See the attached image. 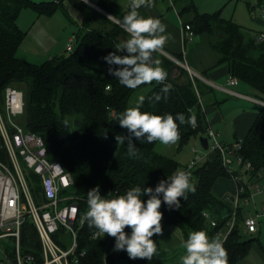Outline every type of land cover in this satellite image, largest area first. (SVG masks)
Masks as SVG:
<instances>
[{"label": "trees", "instance_id": "trees-1", "mask_svg": "<svg viewBox=\"0 0 264 264\" xmlns=\"http://www.w3.org/2000/svg\"><path fill=\"white\" fill-rule=\"evenodd\" d=\"M185 1H189V5L181 14L191 15L188 25L195 35L208 34L219 63L227 64L233 78L248 84L264 97V43H257L256 37L248 30L224 18L222 11L201 13L192 0ZM64 2L0 0V107H5L8 87L24 92L26 130L41 136L50 156L61 162L72 175L75 183L73 194L79 199L81 212L85 213L87 192L97 185L101 195L111 192L116 196L135 186L155 188L159 180L167 179L180 170L176 160L156 152L158 142L135 141L140 153L137 158H130L126 154V143L118 144L115 140L117 134L128 135L127 129L119 126L117 117L126 108L135 106L137 95L144 93L141 111L172 114L174 117L183 113L186 119L194 115L195 110L199 111L197 127L188 123L179 125L181 147L192 137L206 135L208 127L199 104L202 84L187 71L181 78L174 79V63L158 53L154 58L160 57L161 66L168 72L165 83L172 85L166 100H149L157 93L164 96L160 92L163 85L153 82L129 89L109 74V65L102 58L115 51V45L122 42L120 37L126 32L93 9H89L75 49L69 55L49 59L40 65L21 59L18 52L27 35L18 22L22 11L33 10L38 15L52 16L59 9L63 10ZM100 7L113 14L111 0H101ZM240 154L255 168L249 174L251 178L256 172H264V108L244 140ZM210 155L205 163L189 171L196 187L195 193H188L187 200L181 198L179 208L169 209L162 204L163 234L176 227L185 239L190 232L197 230L217 237L223 229L225 220L222 218L233 212V206L226 198L217 197L213 189L219 179L229 178V175L223 167L221 154L212 152ZM0 160L11 163L1 135ZM28 181L31 186H36L37 195L41 190L39 179L29 174ZM206 214L219 220L217 228H212ZM242 221L243 217L239 223ZM95 231L87 223L80 230V252H85L80 264H166L158 255L148 261L130 259L126 251L118 254L113 251L115 239L107 235L93 239ZM125 231L130 234L131 230L126 228ZM153 239L158 245L162 235H155ZM254 241L246 238L238 224L224 244L229 264H239L249 254ZM21 248L24 254L35 256L38 263L44 262L39 235L30 222L22 227ZM6 252L12 262H16L13 244L6 248Z\"/></svg>", "mask_w": 264, "mask_h": 264}, {"label": "clouds", "instance_id": "clouds-1", "mask_svg": "<svg viewBox=\"0 0 264 264\" xmlns=\"http://www.w3.org/2000/svg\"><path fill=\"white\" fill-rule=\"evenodd\" d=\"M153 6V0H131L130 11L122 18L128 38L116 44L115 51L102 59L109 65V74L129 89L153 82L163 85L160 89L163 97L157 93L149 98L151 102H159L162 98L167 99L172 85L165 83L168 72L154 54L163 51L171 36L166 32L167 25L159 18L144 16L139 11L142 7ZM144 101L145 97L139 96L135 106L126 108L117 117L119 126L127 129L128 135L117 134L115 140L118 144L126 143V154L130 158H137L140 153L135 141L173 145L181 138L179 125H196L195 115L186 119L183 113L174 117L172 114L141 111ZM195 191L191 172L179 169L167 179L159 180L155 188L135 186L116 196L111 192L101 195L97 185L87 192V210L83 219L90 229L96 230L93 239L105 235L115 239L114 252L126 251L130 259L151 261L158 255L153 237L163 235L162 204L169 209L179 208L180 199L187 200L188 193ZM126 228L131 230L130 234ZM182 247L185 254L180 257L181 264H229L224 242L218 237H210L204 230L190 232Z\"/></svg>", "mask_w": 264, "mask_h": 264}, {"label": "built area", "instance_id": "built-area-1", "mask_svg": "<svg viewBox=\"0 0 264 264\" xmlns=\"http://www.w3.org/2000/svg\"><path fill=\"white\" fill-rule=\"evenodd\" d=\"M260 12L264 21V4ZM184 28L186 39H193L195 33L191 27L187 25ZM256 41L264 43V31L256 36ZM70 43L67 47L69 53L75 49L73 40ZM237 83L236 78L229 81L231 86ZM199 104L203 108L202 100ZM25 107L24 92L16 87H8L5 93L6 118L0 107V135L11 167L0 161V241L13 240L17 264H80L85 252H80L79 236L87 222L83 219L79 199L73 194L74 179L61 162L50 156L41 136L13 121V117L25 114ZM206 138L209 149L221 154L223 167L236 185L235 194L226 198L231 202L233 212L223 216L225 225L217 237L225 244L238 224L245 235L257 234L264 224V172H256L250 177L255 168L240 154L243 141L232 146L224 145L211 128L207 130ZM197 165L198 162H192L186 171H191ZM29 174L39 179L41 190L37 195L36 186H31L28 181ZM37 199L41 205L37 204ZM206 217L212 228L219 226L218 219L209 214ZM242 217L243 221L239 223ZM27 219L39 235L43 263H38L35 256L22 252V227ZM67 240L70 241L69 246L65 243ZM123 252L119 251L118 254Z\"/></svg>", "mask_w": 264, "mask_h": 264}, {"label": "crops", "instance_id": "crops-1", "mask_svg": "<svg viewBox=\"0 0 264 264\" xmlns=\"http://www.w3.org/2000/svg\"><path fill=\"white\" fill-rule=\"evenodd\" d=\"M100 1L101 0H86L85 2V0H65L63 11L68 14L69 19L73 22L75 20L70 14H76L77 21L74 23L78 24V19L82 21L81 29L88 19L89 9L98 11L123 29L122 18L130 11L131 0H111L114 5L113 14L104 11L100 7ZM192 1L199 12L211 14L200 10L196 2L194 0ZM153 2V7H142L139 11L144 16L159 18L167 25L166 32L170 34L171 39L165 45L163 51L159 52L158 55L174 63L172 69L174 79L181 78L183 72L187 71L191 77H195L202 84V110L206 117L207 127L208 129L211 128L219 135V141L227 146H232L240 141L244 142L255 125L261 110L264 108V97L254 88L246 83L240 82L238 79L237 85L231 86L229 84V81L233 78L230 73V67L227 64L219 63V58L212 48L208 34L195 35L191 40L186 39L184 27L189 24L188 22L191 15L188 14L183 16L181 12L189 5V1L153 0ZM249 8L250 10L254 9L252 7ZM222 15L226 18L223 11ZM248 31L254 37L259 34V32ZM261 32L262 31H260V33ZM123 35L124 37L128 36L127 33L122 34V36ZM155 59L161 60L159 56H155ZM178 65L181 68L180 72L176 73L174 69ZM198 112V110H195L194 115L196 116ZM199 137L206 138V135L202 134ZM174 145L176 147L175 149H178L180 141L168 146L158 142L155 150L160 155L172 158L170 157L169 151ZM210 156L211 155L205 158L201 163H198V165L205 163ZM213 190L217 197L228 198L235 194L236 185L229 178H222L216 182ZM263 226L264 224L260 227L257 234L253 236L250 235L252 237L251 239L255 240L254 242H259V238L263 234ZM173 230V227L166 230L162 235L163 240L166 239L169 242L173 240L172 243L178 242L179 240L175 236ZM246 238L248 239V237ZM185 241L186 239L184 238L183 240L182 238V242ZM7 244L12 245L13 241ZM2 253L4 254V258L0 259V264H17L15 261L12 262L6 252V248L2 249ZM184 254L176 253L173 258H161L166 264H181L180 257Z\"/></svg>", "mask_w": 264, "mask_h": 264}, {"label": "rangeland", "instance_id": "rangeland-1", "mask_svg": "<svg viewBox=\"0 0 264 264\" xmlns=\"http://www.w3.org/2000/svg\"><path fill=\"white\" fill-rule=\"evenodd\" d=\"M35 2H41L43 0H34ZM174 1V0H172ZM200 10L204 12H209L215 14L219 11L225 13L227 19H232L235 23L240 25L246 30L252 32L264 31L263 20L260 15V7L264 4V0H194ZM249 7L254 9L250 10ZM74 18V22L77 21L76 14H70ZM72 18V19H73ZM20 29L26 33V38L21 48L19 49L18 55L21 59L31 62L34 64H42L49 59H55L62 55H69L67 52V47L71 44L70 41L73 40V44L76 45L78 37L80 35L82 21L78 19V24H75L71 19H69L68 14H66L62 9H59L54 15H38L33 10H23L19 17ZM128 36H121V41L127 39ZM144 93H140L139 96ZM3 114L6 118L5 107L1 108ZM13 121L26 128L27 115L13 117ZM201 137H192L187 144L180 146L175 149V145L170 148V157L174 158L180 167V170L188 169L191 163L198 162L201 163L205 158H207L212 150H204L200 141ZM180 149V150H179ZM176 157V158H175ZM1 161V160H0ZM3 162V161H2ZM5 163V162H3ZM7 166L11 167V163H5ZM261 200V197L258 199ZM37 204L41 205V201L37 199ZM29 223L27 219L25 225ZM174 234L179 240L178 242H170L163 237L158 247V256L163 259L167 257L173 258L176 253H183L185 249L182 247L183 233L180 229L173 227ZM245 235V234H244ZM251 240L250 235H245ZM257 238V237H253ZM9 240L0 241V259L4 258L2 249L10 246L7 244ZM32 242V241H31ZM66 245H70V241L67 240ZM6 246V247H5ZM239 264H264V226L263 234L259 238V242H253L249 254L240 261Z\"/></svg>", "mask_w": 264, "mask_h": 264}, {"label": "water", "instance_id": "water-1", "mask_svg": "<svg viewBox=\"0 0 264 264\" xmlns=\"http://www.w3.org/2000/svg\"><path fill=\"white\" fill-rule=\"evenodd\" d=\"M180 66H176L174 69V72L179 73L180 72ZM201 145L204 148V150L208 151L210 148L209 140L207 138H201Z\"/></svg>", "mask_w": 264, "mask_h": 264}]
</instances>
